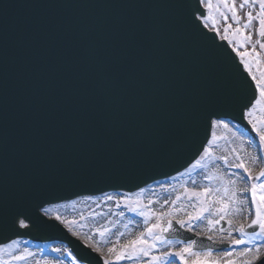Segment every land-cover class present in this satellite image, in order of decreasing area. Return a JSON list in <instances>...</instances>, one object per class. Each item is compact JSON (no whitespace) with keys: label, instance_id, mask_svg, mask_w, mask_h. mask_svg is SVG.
Instances as JSON below:
<instances>
[{"label":"water","instance_id":"1","mask_svg":"<svg viewBox=\"0 0 264 264\" xmlns=\"http://www.w3.org/2000/svg\"><path fill=\"white\" fill-rule=\"evenodd\" d=\"M196 7L198 0H0V181L9 191L30 171L55 204L133 193L197 161L211 138L202 113L250 77L226 41L201 21L193 26ZM93 54L113 60L120 80L87 119L76 105L81 82L94 76ZM225 110L257 141L238 106ZM117 173L131 178L110 179ZM169 238L211 244L182 229ZM16 239L65 242L78 258L91 252L61 225L0 230V246Z\"/></svg>","mask_w":264,"mask_h":264},{"label":"snow or ice","instance_id":"2","mask_svg":"<svg viewBox=\"0 0 264 264\" xmlns=\"http://www.w3.org/2000/svg\"><path fill=\"white\" fill-rule=\"evenodd\" d=\"M214 7L222 9L217 12V16L227 24V27L223 28V38L230 44L233 41L228 38V33L232 26L227 22L231 20L238 25L234 33L239 37L238 47L245 48V51L237 50L236 55L242 61L250 80L241 81L239 86H232V95L226 104L208 107L200 118L207 122L212 140H215L216 133L211 129L221 126L227 129L229 125L224 116L228 115V112L225 109L238 106L241 118L247 121L258 137V143L249 140L255 147L256 154L245 158L236 153L234 158L229 160L227 155L214 156L210 145L203 150V155L192 168H206L207 158L209 162L222 161L226 169L233 171H225L223 176L209 172L205 177L209 181L208 184L199 188L182 186V191L177 193L173 200L165 198L162 203L152 200L144 202L141 197L145 191L150 190L147 188L136 193H104L103 204L97 200H93V203L103 209L111 202L107 211L97 212L93 209L87 217L81 214L79 220L62 218L58 209L64 205L47 199L50 188L36 185L31 172L25 171L22 180L11 192L6 178L0 181V230L16 233L23 230L32 233L62 225L73 236L81 238L86 248L96 253L95 258H90L91 252H85L78 258L68 251L67 255L72 258V264H93V260L94 264H122L126 260L138 261L140 264H256L261 259L264 255V71L259 69L261 64H264V57L257 52L256 45L264 51V0H240L239 3L237 0H220L216 5L212 0H198V7L192 12L193 26H197L198 20H203L205 27L219 32L217 19L211 15ZM203 9H207L208 15ZM257 29L259 41H253L252 35L256 34ZM245 30H249L250 34L245 35ZM249 44L252 45L251 52L246 47ZM89 62L94 66V76L91 80L85 79L81 82L80 99L76 105V110H83L87 119H91L98 109L106 107L111 92L120 80V73L114 69L113 60L93 54ZM246 90H251V94L244 95ZM105 127L106 130L110 128V121H105ZM78 147V144L75 145L74 150ZM98 150V146L90 149L91 152ZM235 151L234 149L233 152ZM258 166L261 170L254 174V169ZM216 168L218 172L220 166L217 165ZM130 178L131 175L118 173L110 177L113 180ZM213 180L222 183L212 186ZM238 180L246 185L243 190L238 187ZM192 183L195 184V180ZM86 199L92 200V197ZM153 203H161V208L167 204L173 210H154L151 207ZM75 204L73 201V207ZM113 206L142 218L140 221L131 217L128 220L129 224L140 225L142 230L135 235L128 233L127 239L123 241L121 238L125 237V232H113V228L107 226L114 224L112 220H108L107 224L101 223L95 231L83 234L78 231L87 226L82 221L95 220L96 217H107L111 214L122 219L125 211L113 212ZM245 209L246 215H243ZM180 211L184 212L186 218L178 215ZM237 216H242V219H237ZM222 221L225 223H221ZM201 222H204L205 227L195 235H206L211 244L199 247L196 239L169 238L170 234L181 229L192 233ZM124 227L127 228L128 224ZM250 229L252 231H249ZM109 234L115 235L116 239L112 241ZM215 236H219L221 241H227L228 246L214 248L212 245L217 243ZM108 244L111 246L102 247ZM18 246L19 241L13 240L11 244L0 247V264H21L33 255L28 249H23L15 255L9 251ZM53 251L59 252L60 249Z\"/></svg>","mask_w":264,"mask_h":264},{"label":"rangeland","instance_id":"3","mask_svg":"<svg viewBox=\"0 0 264 264\" xmlns=\"http://www.w3.org/2000/svg\"><path fill=\"white\" fill-rule=\"evenodd\" d=\"M212 2L214 5H216L217 3L220 2V0H212ZM237 2L239 3L240 0H237ZM220 10H222V9L218 10L214 7L211 15L216 17L217 22L220 26V31L217 33L220 35V37L222 39H224L223 37L225 34L223 32V28L227 27V24L217 16V12ZM206 15H208L207 9H206ZM208 23L210 24L211 21H208ZM227 23L231 24V26H232L231 30L228 33V38L233 41V43L231 44L234 48L233 50H235L236 52H237V50L240 52H244L245 48L238 47L239 37L237 36V34L234 33V29L236 27H238V25H236L231 20H229ZM208 28H210L211 30L216 32L215 29H213L211 27H208ZM255 31H256V34L252 35V40L253 41H259L258 29ZM244 34L245 35L250 34L249 30H245ZM246 47H247V50L249 52L252 51V45L249 44V45H246ZM256 50H257V52L260 53V55L262 57H264V51H261L259 49L258 44L256 45ZM254 70H255V66H254ZM259 70L264 71V64H261V67ZM225 122L229 125V127L227 129L222 127V126L218 127V128H213L212 132L216 133V139L212 140V137H211L209 143H207L208 145L206 148H208L211 145V151L213 152L214 156L227 155L229 160H232L236 153H239L241 156H244L245 158H247L249 156L248 155L249 152L252 153L251 156H254L256 154V149L253 146V144L249 143L250 139L248 138L247 133L244 132V130L241 127H239L235 123L231 122L230 120H225ZM234 149L236 150L235 152H233ZM205 163L207 164V167L204 169L192 168V166H190L187 170L184 171V173L182 172L178 175H174L173 177H169L166 179L163 178V180H161V181H158V182H155L151 185L143 187L142 189L147 188L150 190L145 191L141 198L146 203L149 200L159 201L162 203L165 198H167L169 201H171L175 198V195L177 193L182 191V186H187L189 188H199L205 184H208L209 181L205 177L207 174H209V172L217 173V175L223 176L225 171H233L231 169H226L223 166V162L219 161V160L209 162L206 158ZM217 165L220 166V169L218 172H217V168H216ZM189 170H191L190 174H189ZM260 170H261V167L258 166L257 168L254 169V174H258V172ZM224 178L227 179V177H224ZM193 180H195V184L192 183ZM215 182H216V180L211 181V185L216 186L217 184H219V183H215ZM221 183H222V181H221ZM240 183L242 184V187L244 189L246 187V185L243 182H240ZM139 191H137V192H139ZM117 193H121V191L108 192V194H111V195H116ZM103 195L104 194L98 195V196H88V197H92V200L86 199L87 197H79L77 199H73L72 201L70 200V201H67L64 203H58L60 205H64L63 207H60L58 209V211L60 212L62 218L69 219V220H71V219L79 220V219H81V214H83V216L87 217L89 215V213L92 212L93 209H95L97 212L102 211V210L107 211V207L111 205V202H109V205L104 206L103 209L101 207H98L96 204L93 203V200H97V201H100L101 204H103V200H102ZM73 201L76 202L75 207H73ZM161 203H153L151 205L152 209L157 210V211L173 210L167 204H165L163 206V208H161ZM181 203H183V202H181ZM188 210H190V209H188ZM119 211H125V215L122 219L119 216H115V215H111V214H109L107 217H96L95 220L89 219L87 221H82V223H85L87 226L78 229V231H80L82 234L86 233V232L93 231L89 226V225L93 224L92 221H96L95 224L99 227V225L101 223L107 224L108 220H112V221H114V224L107 225V226L113 228L114 232H116L115 230H117V229L119 231L125 232V234H126L125 237L121 238V240L123 241L124 239H127L126 236L128 233L135 235L142 230V227L140 225L128 223V220L130 217L134 220H137V221H140L142 218L136 217L132 213L126 212V210L116 209L113 206V212H119ZM178 215L181 218H186L184 216L183 211H180L178 213ZM243 215H246V209H245V212ZM237 219H242V216H237ZM221 223H225V222L222 221ZM125 224H128L127 228L124 227ZM204 227H205L204 222H201L197 227H195L193 229L192 233L195 235V233L200 232L201 229ZM65 230L69 233V235L71 237H73L74 239H76V240L80 241V243H82L81 238L73 236L71 234V232H69L66 228H65ZM94 231H95V229H94ZM135 232H137V233H135ZM209 234H213V233H209ZM109 235H110V238L112 241H114L116 239L115 235H112V234H109ZM197 237L204 238V237H206V235L201 234ZM215 238H216L218 243H227L228 244L227 241H221L219 236H215ZM97 239H98V237H97ZM173 240H176V239H173ZM18 241H19V246L15 249L9 250L12 252L13 255L19 253L23 249H28L30 252L33 253V255L27 259V261L21 262V264H45V262L43 261V258L51 261L52 263H50V264H72V258L67 255V252L71 251V250L66 244L59 243V242H53V243H34L33 242L32 243L29 240H18ZM110 246H111L110 244L102 245V247H105V248L110 247ZM53 249H60V251L59 252L53 251ZM5 255H7V253H5ZM127 261L128 260L123 261L122 264H137L138 263V261H128V263H127Z\"/></svg>","mask_w":264,"mask_h":264},{"label":"bare ground","instance_id":"4","mask_svg":"<svg viewBox=\"0 0 264 264\" xmlns=\"http://www.w3.org/2000/svg\"><path fill=\"white\" fill-rule=\"evenodd\" d=\"M208 29H210V28H208ZM252 153L251 152H249V154L248 155H251ZM215 183H221V181H219V180H216V182ZM237 185H238V187L241 189V190H243V187H242V184L239 182V180L237 181ZM93 222V224L92 225H89L90 226V228L94 231V229H96L98 226L95 224V222L96 221H92ZM119 228V227H118ZM118 230V229H117ZM117 230H115V231H117ZM113 232H114V230H113ZM135 233H137V232H135ZM126 238H127V236H126ZM214 255H215V253H214ZM43 261L45 262V264H50V263H52L51 261H49V260H47V259H44L43 258ZM127 263H128V261H127ZM137 264H140V262H138Z\"/></svg>","mask_w":264,"mask_h":264}]
</instances>
